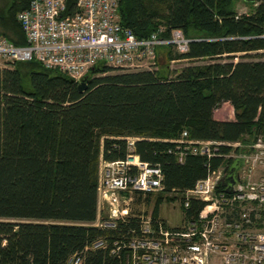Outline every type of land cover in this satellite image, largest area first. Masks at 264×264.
<instances>
[{
  "label": "trees",
  "instance_id": "obj_1",
  "mask_svg": "<svg viewBox=\"0 0 264 264\" xmlns=\"http://www.w3.org/2000/svg\"><path fill=\"white\" fill-rule=\"evenodd\" d=\"M29 1L0 0V37L28 43L17 14ZM240 1L248 5L244 13ZM119 8L138 38L161 25L163 37L181 29L188 51L158 47L153 70L97 65L84 92L35 59L0 66V264H68L80 251L82 264H123L85 247L102 234L89 225L98 214L100 163L126 160L130 138L134 153L162 167L157 217L164 202L223 163L192 154L178 162L175 140L184 130L222 142L264 135V0H120ZM203 59L210 62L164 72L173 60ZM226 101L235 120L219 121L214 110Z\"/></svg>",
  "mask_w": 264,
  "mask_h": 264
},
{
  "label": "built area",
  "instance_id": "obj_2",
  "mask_svg": "<svg viewBox=\"0 0 264 264\" xmlns=\"http://www.w3.org/2000/svg\"><path fill=\"white\" fill-rule=\"evenodd\" d=\"M119 5L120 0H31L17 14L28 43L20 46L0 37V62L35 59L81 82L97 65L156 69L157 48L163 45L176 53L188 51L191 40L181 29H173L172 38L163 37L166 27L161 25L137 39L122 24ZM214 117L235 120V109L226 101ZM175 142L180 163L189 154L223 159L181 193L184 225L172 226L134 207L164 190V173L160 164L134 153L130 138L126 160L100 163L98 214L89 225L102 234L85 249L106 250L123 264H264V135L250 142H222L193 139L184 130ZM221 146L230 150L223 153ZM195 203L200 205L197 214ZM121 223L129 227L120 231ZM81 252L68 264H82Z\"/></svg>",
  "mask_w": 264,
  "mask_h": 264
},
{
  "label": "rangeland",
  "instance_id": "obj_3",
  "mask_svg": "<svg viewBox=\"0 0 264 264\" xmlns=\"http://www.w3.org/2000/svg\"><path fill=\"white\" fill-rule=\"evenodd\" d=\"M238 7H240V11L242 13L246 12L248 9V5L243 1L239 2ZM173 53H176V51L174 49H173ZM260 53H263L261 58H264V51H262ZM208 62H210L209 59L197 60V61H193V62H188V61H184V60H175V61H172L170 63L168 70L166 69V71H164V69H163V71L167 72V74H169L170 76H175L178 71H180L184 66H187L190 63L205 64ZM6 63H7V61H1L0 66L3 67L5 65H8ZM170 196H171V194H170ZM176 196H177V194H175V193L172 194V197H176ZM155 199H156L155 195H153V197L151 198V200H150L151 203H149V201H147L145 199H141L140 202H138V204H134V207L136 208L137 211H139L142 214L154 215ZM160 216L162 218L166 219V221H168L169 224L172 226L184 225V218H183L184 216H183V212H182V199L178 198L175 200H170V201L164 202L161 206V209H160Z\"/></svg>",
  "mask_w": 264,
  "mask_h": 264
},
{
  "label": "water",
  "instance_id": "obj_4",
  "mask_svg": "<svg viewBox=\"0 0 264 264\" xmlns=\"http://www.w3.org/2000/svg\"><path fill=\"white\" fill-rule=\"evenodd\" d=\"M88 88V83L85 80L81 81L78 83V89L80 92H84L86 89ZM232 172V171H231ZM230 181L233 183L234 182V177L233 175L230 176ZM221 185L225 186L226 185V181H224L223 179L221 180Z\"/></svg>",
  "mask_w": 264,
  "mask_h": 264
},
{
  "label": "bare ground",
  "instance_id": "obj_5",
  "mask_svg": "<svg viewBox=\"0 0 264 264\" xmlns=\"http://www.w3.org/2000/svg\"><path fill=\"white\" fill-rule=\"evenodd\" d=\"M30 2H31V0L29 1L28 6H27L25 9H27V8L29 7ZM25 9H24V10H25ZM172 31H173V30H172ZM172 31H171V36H170L169 38H172ZM134 34H135V33H134ZM136 38L139 39L137 36H136ZM26 45H27V44H26ZM26 45H22V46H26ZM130 154H131V153H130ZM128 156H129V154H128ZM128 156H127V157H128ZM126 159H127V158H126ZM199 209H200V208L196 209V213H195V214L198 213ZM121 225H127V224H126V223H121Z\"/></svg>",
  "mask_w": 264,
  "mask_h": 264
}]
</instances>
